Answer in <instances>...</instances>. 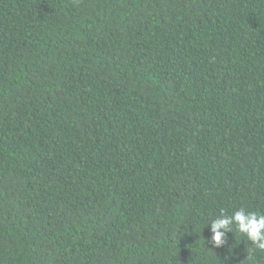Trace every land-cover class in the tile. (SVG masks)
I'll return each mask as SVG.
<instances>
[{"label": "trees", "instance_id": "obj_1", "mask_svg": "<svg viewBox=\"0 0 264 264\" xmlns=\"http://www.w3.org/2000/svg\"><path fill=\"white\" fill-rule=\"evenodd\" d=\"M264 0H0V264H264Z\"/></svg>", "mask_w": 264, "mask_h": 264}, {"label": "clouds", "instance_id": "obj_2", "mask_svg": "<svg viewBox=\"0 0 264 264\" xmlns=\"http://www.w3.org/2000/svg\"><path fill=\"white\" fill-rule=\"evenodd\" d=\"M208 244L213 249L224 248L233 229L242 234L252 245L264 250V214L245 211L243 208L231 215L221 211L207 226Z\"/></svg>", "mask_w": 264, "mask_h": 264}]
</instances>
